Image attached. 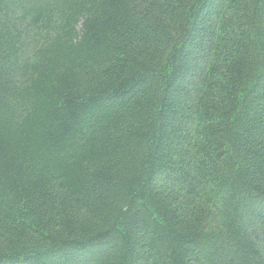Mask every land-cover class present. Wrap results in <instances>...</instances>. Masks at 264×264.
Instances as JSON below:
<instances>
[{"label":"trees","instance_id":"16d2710c","mask_svg":"<svg viewBox=\"0 0 264 264\" xmlns=\"http://www.w3.org/2000/svg\"><path fill=\"white\" fill-rule=\"evenodd\" d=\"M0 264H264V0H0Z\"/></svg>","mask_w":264,"mask_h":264}]
</instances>
